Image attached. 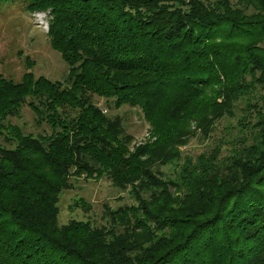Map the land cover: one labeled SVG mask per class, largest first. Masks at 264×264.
I'll list each match as a JSON object with an SVG mask.
<instances>
[{"label":"trees","instance_id":"trees-1","mask_svg":"<svg viewBox=\"0 0 264 264\" xmlns=\"http://www.w3.org/2000/svg\"><path fill=\"white\" fill-rule=\"evenodd\" d=\"M23 1L67 72L37 76L25 55L18 79L0 74V264H264V0ZM25 105L37 133L10 122ZM123 105L154 140L130 150L102 112ZM82 176L131 202L61 223Z\"/></svg>","mask_w":264,"mask_h":264},{"label":"rangeland","instance_id":"rangeland-1","mask_svg":"<svg viewBox=\"0 0 264 264\" xmlns=\"http://www.w3.org/2000/svg\"><path fill=\"white\" fill-rule=\"evenodd\" d=\"M231 1L238 4L239 0ZM32 17L25 10L23 0H9L0 4V74L18 79L26 69L24 57L27 55L35 62L30 68L34 74L44 75L51 80H62L67 72V64L60 54L50 47L46 33L36 26ZM95 102L104 105L102 98H95ZM103 108L102 112L105 114H119L122 117L125 130L133 137L129 145L130 150L148 139L151 141L155 139L150 136L148 124L139 109L127 105L117 109L106 106ZM10 122L21 126L26 132L40 131L34 123V113L26 105L23 106L21 117H12ZM224 125L225 123H221L217 126L210 139H202L196 134L186 145L180 147L183 155L195 156L205 150L210 146L211 141L218 139L219 131ZM161 169L168 172L170 166H161ZM83 177H79L74 188L65 192L59 200V221L61 223L71 217H89L96 223H102L101 214L104 204L116 208L131 202L128 192L113 187L106 177L99 179H83ZM79 197L91 205L89 212H84L81 208L69 209L72 200Z\"/></svg>","mask_w":264,"mask_h":264},{"label":"built area","instance_id":"built-area-1","mask_svg":"<svg viewBox=\"0 0 264 264\" xmlns=\"http://www.w3.org/2000/svg\"><path fill=\"white\" fill-rule=\"evenodd\" d=\"M32 16L36 26L39 29H41L43 32H47L48 30L47 12H34Z\"/></svg>","mask_w":264,"mask_h":264}]
</instances>
